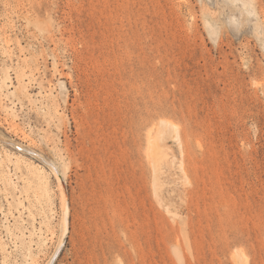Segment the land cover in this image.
Segmentation results:
<instances>
[{
  "label": "rangeland",
  "instance_id": "obj_1",
  "mask_svg": "<svg viewBox=\"0 0 264 264\" xmlns=\"http://www.w3.org/2000/svg\"><path fill=\"white\" fill-rule=\"evenodd\" d=\"M0 264H264V0H0Z\"/></svg>",
  "mask_w": 264,
  "mask_h": 264
},
{
  "label": "bare ground",
  "instance_id": "obj_2",
  "mask_svg": "<svg viewBox=\"0 0 264 264\" xmlns=\"http://www.w3.org/2000/svg\"><path fill=\"white\" fill-rule=\"evenodd\" d=\"M161 123L164 124L165 126L171 128V129H173L174 132H176L178 137H179V125L176 122H173V120H170V119L169 120L168 119L167 120L164 119V120H162ZM149 133H150L149 147H148L149 157L151 158V161H152V163L154 165V168L156 170V166H157V162L156 161L159 159V157H158V155H159V153H158L159 152V150H158L159 142H158V139L156 138V136H152V132L151 131ZM53 170H54L55 177L58 180L59 185L61 187V198H62V202H63V205H64L63 206L64 207L63 208L64 209L63 223H64V230L67 231V229H68L69 206L67 204L66 192H65V189L63 187L62 178L60 176V173L57 171V169L55 167L53 168ZM49 185L50 184L48 183V180L45 179V178H42L41 179V188L42 189L40 191H42L43 194L49 193L51 191L50 190L51 186L49 187ZM39 187H40V185H39ZM65 231H64V233H65Z\"/></svg>",
  "mask_w": 264,
  "mask_h": 264
}]
</instances>
